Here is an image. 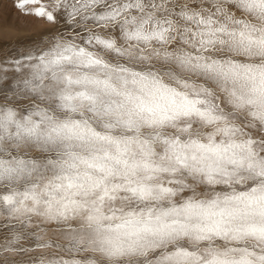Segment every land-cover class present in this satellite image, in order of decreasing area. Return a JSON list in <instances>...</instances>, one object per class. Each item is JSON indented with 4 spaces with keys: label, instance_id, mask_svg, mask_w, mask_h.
<instances>
[{
    "label": "snow or ice",
    "instance_id": "snow-or-ice-1",
    "mask_svg": "<svg viewBox=\"0 0 264 264\" xmlns=\"http://www.w3.org/2000/svg\"><path fill=\"white\" fill-rule=\"evenodd\" d=\"M13 8L0 264H264V0Z\"/></svg>",
    "mask_w": 264,
    "mask_h": 264
},
{
    "label": "rangeland",
    "instance_id": "rangeland-1",
    "mask_svg": "<svg viewBox=\"0 0 264 264\" xmlns=\"http://www.w3.org/2000/svg\"><path fill=\"white\" fill-rule=\"evenodd\" d=\"M6 15L9 16L13 22L16 21L17 18H19L20 24L26 29V31H22L23 34L19 32V34H22L19 35L20 37L30 36L31 34L34 33V31L37 28L42 27V25L31 23L25 17H22L20 13L13 8V0H0V23L4 21ZM3 43L4 40L0 41V49L7 52L9 55H15L17 52L21 50V49H17V50L14 49V47L10 45L8 42H5L7 43L8 46L3 45ZM20 45L21 44L18 43L16 40L15 47H18Z\"/></svg>",
    "mask_w": 264,
    "mask_h": 264
},
{
    "label": "bare ground",
    "instance_id": "bare-ground-1",
    "mask_svg": "<svg viewBox=\"0 0 264 264\" xmlns=\"http://www.w3.org/2000/svg\"><path fill=\"white\" fill-rule=\"evenodd\" d=\"M22 34H23V32H21ZM22 34H19V33H13L12 34V37H10V38H8L7 39V42L10 44V45H12L13 47H14V49H21V45L20 46H18V47H15V43H16V38L18 37L19 39H23L24 37H20L19 35H22ZM2 40H4L3 38H0V41H2ZM3 45H7V43H5V40H4V43H3ZM8 46V45H7Z\"/></svg>",
    "mask_w": 264,
    "mask_h": 264
}]
</instances>
